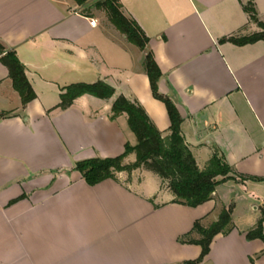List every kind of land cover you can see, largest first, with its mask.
<instances>
[{
    "label": "crops",
    "instance_id": "1",
    "mask_svg": "<svg viewBox=\"0 0 264 264\" xmlns=\"http://www.w3.org/2000/svg\"><path fill=\"white\" fill-rule=\"evenodd\" d=\"M246 1L119 0L149 38L158 93L178 110L198 169L217 153L232 170L234 180L189 207L173 203L151 172H120L90 186L75 169L136 145L127 116L110 119L119 96L169 134L166 108L144 72L145 51L88 2L0 0V44L15 53L35 93L22 106L0 62V264H264V240L247 238L264 219V40L220 42L261 30L244 12ZM253 3L264 24V0ZM97 82L114 95L85 94L57 107L67 86ZM229 206L228 230L194 263L202 250L195 223L207 228ZM261 228L264 236V220Z\"/></svg>",
    "mask_w": 264,
    "mask_h": 264
},
{
    "label": "trees",
    "instance_id": "2",
    "mask_svg": "<svg viewBox=\"0 0 264 264\" xmlns=\"http://www.w3.org/2000/svg\"><path fill=\"white\" fill-rule=\"evenodd\" d=\"M73 1L81 6L88 0ZM95 7L104 12L112 26L124 35L130 44L141 51H145L144 72L149 79L153 98L162 102L166 108L170 127L169 134L162 136L150 122L142 107L123 96H119L111 106L110 119L113 120L121 114H125L128 127L136 138V145L131 147L126 144L124 152L113 158H95L76 162L75 169L88 185L93 186L106 179L115 180L117 173L130 172L144 167L166 184L174 196L173 203L196 207L209 201L217 186L227 180H234L230 176L232 174L231 168L226 164L223 157L215 153L204 170L198 169L194 157L182 137V119L178 110L167 97L158 93L157 82L161 77V71L152 52L146 51L149 38L132 18L124 15L119 0H98L95 2ZM242 8L248 14L249 20L254 22L261 29V32L242 37L232 36L224 38L220 42H230L242 46L264 40V24L257 19L253 0H247L246 3L242 4ZM0 62L8 70L12 87L19 94L22 106H25L35 98V93L26 78L24 66L14 52L4 53L2 46L0 47ZM85 94L99 99H109L114 95V91L103 82L72 84L62 90L60 103L57 107L64 110L76 98ZM132 153L135 154V162L131 165H124V158ZM237 178L240 181H260V179L242 175H238ZM230 214L231 207L222 211L218 221L208 229L202 228L199 223H195L194 231L201 235V239L196 243L201 246L202 250L200 257L194 263L200 262L208 253L210 242L215 235L225 233L228 230ZM263 220L259 221L255 230L247 234L248 239L260 238L264 240L261 228Z\"/></svg>",
    "mask_w": 264,
    "mask_h": 264
},
{
    "label": "rangeland",
    "instance_id": "3",
    "mask_svg": "<svg viewBox=\"0 0 264 264\" xmlns=\"http://www.w3.org/2000/svg\"><path fill=\"white\" fill-rule=\"evenodd\" d=\"M97 0H88L87 2H88V7L91 9V11L93 12V15L94 16H98V17H102V18H104V12H102L101 10H98V9H96V7H95V2H96ZM106 16V15H105ZM259 32H261V30L260 31H258L257 33H259ZM2 45L0 44V47H1ZM3 47V46H2ZM4 53H5V48H4ZM132 154H134V153H132ZM130 155V154H129ZM134 156H135V154H134ZM133 158H127V157H125L124 158V160H123V164L124 165H131L132 163H134L135 162V158H134V160H132ZM146 172H150V171H148L147 169H145L144 167H141V168H138V169H135V170H132V171H130V172H124V174L125 175H128L127 177L129 178V177H131V175H133L134 177H136V178H141ZM152 173V172H151ZM119 176V174L117 173L116 174V177H118ZM128 178H126V179H128ZM230 208V206L229 207H227V208H224L222 211H226V210H228ZM221 211V212H222ZM218 221V220H217ZM216 221V222H217ZM215 222V223H216ZM212 225V224H211ZM211 225L209 226V227H211ZM209 227H207V228H205V229H208ZM203 228V227H202ZM201 236V235H200Z\"/></svg>",
    "mask_w": 264,
    "mask_h": 264
},
{
    "label": "built area",
    "instance_id": "4",
    "mask_svg": "<svg viewBox=\"0 0 264 264\" xmlns=\"http://www.w3.org/2000/svg\"><path fill=\"white\" fill-rule=\"evenodd\" d=\"M95 25H96V21L92 19V20L90 21V26L94 27Z\"/></svg>",
    "mask_w": 264,
    "mask_h": 264
}]
</instances>
